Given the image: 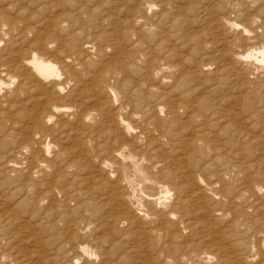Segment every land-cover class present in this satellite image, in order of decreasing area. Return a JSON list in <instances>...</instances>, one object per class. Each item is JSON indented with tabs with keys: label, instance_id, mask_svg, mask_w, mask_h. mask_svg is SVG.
Listing matches in <instances>:
<instances>
[{
	"label": "rangeland",
	"instance_id": "rangeland-1",
	"mask_svg": "<svg viewBox=\"0 0 264 264\" xmlns=\"http://www.w3.org/2000/svg\"><path fill=\"white\" fill-rule=\"evenodd\" d=\"M141 1L145 0H0L4 93L19 83L22 61L32 54L51 60L59 72V55L72 57H64L67 64L71 63L70 73L61 72L62 78L68 79L63 92L68 97L58 103L67 111L33 129L38 122L29 123L24 116L30 114L31 106L0 101V219H8L9 224L0 225V264L149 263L147 245L136 232L144 222L145 229L151 228L148 219L141 218L133 203H120L107 174L101 173L98 181L89 179V172L101 170L99 165L108 157L89 148L95 145L94 140L108 148L120 145L116 128L106 119L115 113L118 102L144 101L146 96L132 91L131 85L145 82L144 71L165 63L173 69L165 72V90L174 95L170 81L175 80L179 92L190 93L199 101L198 107L201 100L213 105L203 108V116L193 120L187 137L195 153V172L207 184L216 182L218 188H213L217 190L225 183L233 189L227 200L221 195L216 198L212 186L200 183L199 197L189 209V223L174 224L180 236L171 255L185 258L180 264H264V252L259 247L264 238V188L260 189L264 186V67L252 73L247 63L237 58L238 52L264 45V0H215L218 5L208 7L207 15L196 12L205 5L204 0H177L183 7L181 16L188 22L175 24L171 30L166 24L160 32V44L148 35L141 36L145 45L139 47L137 35L146 33L142 21L136 23L139 28H130L124 24L125 13L123 18L116 16L120 18L117 22H109L98 10L104 7L106 13L116 14L126 10L131 15L128 20L135 16L158 19L162 0H150L156 4L151 12L140 6ZM78 6L86 14L74 22L70 16ZM228 18L239 26L224 24ZM123 27L127 33L116 42L111 35ZM226 43L230 47H225ZM158 45L161 48H156ZM144 47L155 48L147 56ZM121 68L128 72L120 75L116 69ZM91 111L96 117L75 116L76 112ZM136 121L138 126L144 124L141 118ZM201 129L209 133L208 138L191 142ZM164 145L171 148L166 142ZM48 146L50 152L45 156ZM105 193H110L111 199H106ZM126 208L132 213L129 215L138 217L135 225L116 220L117 211ZM234 208L247 209L249 221L260 218L257 226L249 228L240 216H234ZM80 244L93 250L89 262L76 261ZM183 247L186 251L181 250ZM206 252L221 255L222 261L201 258ZM189 256L192 261H187Z\"/></svg>",
	"mask_w": 264,
	"mask_h": 264
},
{
	"label": "bare ground",
	"instance_id": "bare-ground-1",
	"mask_svg": "<svg viewBox=\"0 0 264 264\" xmlns=\"http://www.w3.org/2000/svg\"><path fill=\"white\" fill-rule=\"evenodd\" d=\"M204 1L203 4L205 3V5L200 6L196 11L202 12L203 15L210 14L207 12L208 7L210 9L218 5V3L214 2L215 0H211L213 3L210 5L209 3H206L210 0ZM7 4H10V2ZM139 4L142 8H147L150 12L154 5H156L151 3L150 0L141 1ZM159 6V17L158 19L154 17L155 19L153 20L145 17H143L144 19L142 20L139 18L140 16H135L133 19L128 20L131 15L130 12L126 10H120V13L117 14L114 12L106 13L104 7L97 10L101 16H104L102 19L104 21L108 20L109 22H117L120 18H116V16L125 13L127 20H125L124 24H128L130 28H134L138 20L142 21V25L146 27V33L137 35L136 42L139 47H143L145 42L140 39L141 36L148 35L157 44H160L162 40L160 32L165 30L166 24H170L169 29L171 30L175 24L177 26L182 22H188V20L181 16L183 7L178 4L177 0H162ZM185 6L186 5H184V7ZM197 8L198 7H196V9ZM189 9L194 10L192 6H189ZM5 10L6 9H4V12ZM89 11L93 12L92 10ZM80 14H86L82 6H78L76 12H72L70 16V18H72L71 20L79 22ZM125 16L122 15L121 17L123 18ZM168 19L170 20L167 21ZM224 24L232 28L239 26V24L229 18L225 20ZM136 27L139 28L138 26ZM117 29L118 30H115V33L111 35V38L116 42H119L127 32L124 31V27L122 28L123 30L121 28ZM169 29L168 31H170ZM140 31L142 32L141 29ZM248 31L249 30L247 29L246 32ZM79 33L82 34L81 31ZM245 38L246 40L248 39L247 37ZM249 38L252 39L251 36ZM224 46L230 47V44L226 43ZM87 47L95 50V47L89 45ZM154 48L155 47H144L146 55L149 56L151 50ZM156 48L161 47L158 45ZM59 56V61L62 63L60 71L63 74L70 73L69 71L71 69L69 66H71V63L67 64L66 61H64V57L66 56L65 59L70 60L72 58L71 55L67 54L65 56ZM237 58L245 61L247 63L246 65L252 70V73L262 71L264 67V45L259 47H249L244 53L238 52ZM124 61L129 62V58L125 57ZM11 67L14 69L13 63H11ZM172 70V65H167V63H165L154 69L144 71L142 74L145 75L147 80L143 83L132 84L131 87L132 91L135 93L144 94L146 96L145 100L141 103L133 102L128 99H125L122 103L118 102L116 111L114 110L115 113L111 114L110 117L106 119L107 123H110L116 128L121 141L120 145H117L115 148H108L106 145H102L100 141L97 140L96 142L94 140L95 145H93L92 148H89L97 155H100L102 152L108 155L107 159L102 160L99 165L101 170L94 169L95 171L89 172V179L91 181H98L102 176L101 173L107 174L108 177L112 178L111 188L116 192V197L120 203H133L135 210L140 214L141 218L148 219L151 228L148 227V229H145V227H143L145 222L140 225V228L135 226L137 228V234L143 237L142 243L147 245L145 254H148V264H180L185 261V258L181 259L171 255V251L174 252L176 250V245H174L175 240L180 236L179 229H177L174 224L179 221L185 222V225L189 223L186 221L190 213L189 209L192 206V203L196 201L195 198L199 197L197 195L199 193L200 183L206 186H212L210 189L213 190L212 194L216 198L221 195L222 197L224 196L226 199L228 197L229 199L233 192L232 188H228V183H225V185L223 184L219 190L213 188H218L216 182L207 184L202 176L195 172V164H192V160H195V153L193 154V148L189 147L190 142L187 137L193 120L199 119L203 116V108H207L209 104L210 106L213 105H211L210 101L201 100V107H198L199 101H195L190 93L185 91L179 92V83L175 80L170 81L172 87L171 91L175 94L172 95L167 89L165 90L164 88H166V84L168 83L165 72H170ZM116 71H118L120 75L128 72L122 68L116 69ZM24 72L25 75H22ZM61 72H59L57 66L54 65L51 60H46L43 57H40L38 53H34L30 58H26L22 61L20 78L17 75L19 83L12 90L4 93L3 90L6 83L3 81L4 79L0 77V101L6 100L8 103L12 101L25 102L27 106H31L32 110H30V114L27 113L28 115L24 116L30 120L28 121L29 123L38 122V126L33 125V129L39 128L40 122L43 123L46 120H51L56 114L67 111V108L65 109L58 104L60 103L59 100H61V98L68 97L63 93L64 84H67L68 79L62 78ZM104 77H106V75ZM123 79L126 80L127 77H123ZM155 81H158L160 84L157 85ZM45 85L50 86L52 90H44ZM50 87L48 88L50 89ZM85 87L88 88V85L86 84ZM86 92H88V90ZM82 93L83 92H81V94ZM69 95L73 96L71 93ZM75 95L74 96L77 97V94ZM114 99L116 102V98ZM73 104H75V102ZM181 109L183 110L182 113L180 112ZM70 110L71 108L69 111ZM93 113L92 111L91 113L76 112L75 116L78 119H83L85 116L90 118L93 116L96 117ZM137 118L143 119L144 124L138 126V122L136 121ZM60 121L62 122V120ZM132 122H136L137 126L135 124L133 125ZM111 134L113 135L115 133L111 132ZM208 135L209 133L202 131L201 129L199 130V133H195L190 140L193 143L205 141L208 138ZM164 142L169 144L171 148H166ZM49 152L50 146L47 147L46 152L43 154L46 156ZM87 167L90 168L91 165L87 164ZM228 182L234 184L232 181ZM263 188L264 186H260L261 190ZM157 190L159 191V194L156 192ZM105 194H107L105 195L106 199H111L110 193ZM197 200L199 201V199ZM200 201L202 204L203 201ZM198 204L199 203H197V205ZM119 205L122 206V204ZM252 206L254 207V205ZM127 208L117 211L119 218L116 220L120 223L135 225L138 223V217H135V213V216L129 215L130 212L127 211ZM234 209V216H240L243 223L249 224V228L254 229V227L257 226L260 218L256 221H249V217L246 219L248 213L247 209ZM197 210L198 208H196L195 211ZM6 220L8 219L1 218L0 225L8 226L9 224ZM236 221L238 224L241 222L238 220ZM140 222H142V220ZM142 227L144 229H142ZM2 231L3 228L0 226V240H2ZM161 238H163V241L158 242ZM262 239L263 240L259 243V247L261 251L264 252V238L262 237ZM181 250L186 251L185 247ZM76 254V261L84 260L89 262L94 253L89 245L80 244ZM206 254L207 256L200 254V257L208 260L216 258L218 261L221 257V255L212 252H206ZM187 261H192V257L189 256ZM261 261L264 263V257Z\"/></svg>",
	"mask_w": 264,
	"mask_h": 264
}]
</instances>
